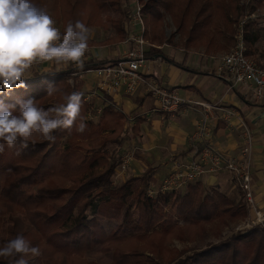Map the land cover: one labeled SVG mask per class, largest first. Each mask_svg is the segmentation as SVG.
<instances>
[{"label":"trees","instance_id":"16d2710c","mask_svg":"<svg viewBox=\"0 0 264 264\" xmlns=\"http://www.w3.org/2000/svg\"><path fill=\"white\" fill-rule=\"evenodd\" d=\"M32 2L47 10L61 33L69 22L77 20L88 28L113 30L112 37L89 44L114 45L127 35L129 0ZM140 2L144 25L149 29L144 37L155 40L157 46L166 40L165 14L170 16L175 32L182 34L185 46L210 48L215 35L233 34L244 15L264 10V0ZM115 11L120 14L118 18L108 15ZM103 13L107 15L102 17ZM254 21L244 26L249 59L255 56L259 39ZM149 32L155 36L151 38ZM172 39V35L167 38ZM144 55L146 59L159 56L185 69L158 48L148 47ZM256 60L264 69V62ZM110 62L113 60L86 59L83 68L74 64L67 69L50 66L26 77V88L0 95L5 103L16 105L18 114L17 101L33 98L47 110L64 103L65 94L82 93L81 117L87 125L83 133L77 132L75 125L71 130H55L54 142L34 136L27 148L21 149L19 141L12 148L5 145L0 153V247L17 235L23 236L41 251L37 257L24 256L28 264H96L84 256L97 247L109 257L108 264H264V231L260 227L231 233L192 251L172 246L173 241L193 243L211 221L225 226L246 216L241 201L234 202L217 189L205 188L201 178L186 184L183 192H157L152 196L147 191L157 187L151 183L156 167L139 176L115 180L121 169L119 151L128 133L138 135L140 121L129 127L127 118L112 104H104L96 119L87 118L94 113L93 103L85 100L83 82L77 76ZM49 85L56 88L51 96L47 94ZM133 206L138 211L136 220ZM112 223L113 228L104 227ZM19 258L0 257V264H14Z\"/></svg>","mask_w":264,"mask_h":264},{"label":"crops","instance_id":"0c3cea01","mask_svg":"<svg viewBox=\"0 0 264 264\" xmlns=\"http://www.w3.org/2000/svg\"><path fill=\"white\" fill-rule=\"evenodd\" d=\"M123 41L114 45L89 44L90 56L86 59L117 60L128 49ZM149 47L160 49L164 56L182 64L185 69L153 55L147 59V70L142 68L141 72L153 77L163 88L175 89L180 99L217 103L220 109L231 111L232 115L228 120L223 119L224 113L221 111L213 113V117L208 121L210 137L207 143L229 156H234L241 145V122L253 132L252 194L255 205L264 212V105L251 102L248 98L249 91L246 89L235 88L233 91H227L229 83L226 76L218 72L217 59L229 49L226 52L209 54L208 47H204L206 50L203 47L187 46L173 48L166 42L160 46L149 42ZM79 79L83 82L85 100L93 103L92 116L96 114L97 109H102L104 104H112L127 118L129 127H132L137 119L140 121L138 135L131 141L126 140L119 151L120 155L128 146L126 151L131 153L127 171L122 173L120 169L116 172L120 181L126 177L139 176L148 168L156 167L151 183L157 185L172 170L174 160L186 161L194 151L200 148L202 150L205 142L189 141L199 118L195 109L181 107L173 112H160L156 102L143 93L141 88L131 95L126 94L123 89L106 92L99 89L98 79L93 72L82 74ZM96 118L97 116L93 119ZM128 143L132 146L126 145ZM205 175L200 180L205 188L217 189L234 202L241 201V193L230 184L228 177L224 178L226 173ZM247 217L252 218V214L248 213Z\"/></svg>","mask_w":264,"mask_h":264},{"label":"built area","instance_id":"2783aa9c","mask_svg":"<svg viewBox=\"0 0 264 264\" xmlns=\"http://www.w3.org/2000/svg\"><path fill=\"white\" fill-rule=\"evenodd\" d=\"M131 3L133 8L128 22L131 28L123 41L128 47L124 55L104 66L81 72L77 76L80 78L82 74L93 72L98 79L99 89L106 92L123 89L126 94H132L141 88L143 93L156 102L157 110L160 112H173L181 107L195 109L200 116V122L190 135L189 141L191 143L194 141L205 142L201 152L197 155V150L194 151L193 155L186 161L174 160L172 170L156 188L149 187L148 194L152 196L157 192H178L186 184L196 181L204 174L225 172L230 176L232 184L240 191L248 213L252 214V218L248 217L236 231L253 227H260L264 231V212L257 208L252 194L253 132L245 123L241 122V145L234 156H229L207 143L210 137L208 121L213 117V113L221 111L224 113L223 119L228 120L232 115L231 111L220 109L217 103L180 99L175 89L163 88L153 77L140 71L142 68L147 70L145 67L147 59L144 54L149 43L144 39L145 26L142 4L140 0H132ZM259 17L264 18V10L244 15L239 20L233 35V45L228 52L219 56L217 69L219 73L226 76L229 83L227 91H233L235 88L246 89L249 91L248 98L251 102L256 105H264V69L247 57V47L244 40V26L248 21L256 20ZM88 52L89 50L85 55ZM95 112L94 116L87 114V118L93 119L99 116L101 109H97ZM130 160L131 154L120 157V168L124 169Z\"/></svg>","mask_w":264,"mask_h":264},{"label":"clouds","instance_id":"9594fccd","mask_svg":"<svg viewBox=\"0 0 264 264\" xmlns=\"http://www.w3.org/2000/svg\"><path fill=\"white\" fill-rule=\"evenodd\" d=\"M90 29L81 21L69 22L63 33L44 8L32 0H0V95L14 89L26 88L25 78L38 64L52 63L67 69L70 64L83 68L84 56L89 50ZM55 86L49 85L47 94L53 95ZM64 103L45 110L36 100L17 101L7 104L0 99V153L5 145L27 148L34 136L55 141L57 129L83 133L87 125L81 117L82 93L65 94ZM79 119V123H77ZM19 154V151L17 152ZM14 264H28L24 256L41 255L39 247L30 246L21 235L0 247V257H16Z\"/></svg>","mask_w":264,"mask_h":264},{"label":"rangeland","instance_id":"374dc122","mask_svg":"<svg viewBox=\"0 0 264 264\" xmlns=\"http://www.w3.org/2000/svg\"><path fill=\"white\" fill-rule=\"evenodd\" d=\"M131 1L132 0H129V3H128V6H129V11L127 13L128 14L127 15L128 19H130V14H131L132 8H133V5H132ZM240 1H243V0H240ZM261 11L262 10H260V12ZM104 15H107V14L103 13L102 17ZM108 15H110L113 18H118L120 16L119 12H116V11L108 13ZM143 20H144V16H143ZM163 21H164V24H163L164 37L168 38L171 35L173 36V39L170 41V43L168 42L167 39L164 42H166V44H170V46H172L173 48L175 46L185 47L184 40H183L184 38H183L182 34H179V33L175 32V26L173 25V22H172V20H171V18H170V16L168 14L164 15ZM253 24H254V29L258 30L259 39L257 40V43L255 44V47H256V50H254V52H255L254 58L255 59L252 58L251 60H253L255 63L257 61L256 59H259L260 61L264 62V18H261V17L257 18L254 21ZM236 26H237V24L234 26V31H233V34H231V35L228 34L227 32H224L222 35H215L214 44L212 45L211 48L208 49V53L209 54L210 53L211 54H215L216 52L217 53L218 52H226L228 49H230L232 47V45H233V35H234V32H235ZM55 27H57L59 29V26L55 25ZM130 28H131L130 25L127 24V29L130 30ZM89 29H90L89 41H102V40H104L106 38H109V37H112L114 35V32H113V30L111 28L108 29V30H102L100 28H89ZM148 30L149 29L145 27V32H148ZM149 34H150L151 38L155 36L154 32H149ZM144 39H145V37H144ZM145 41H147L148 43L152 42L153 44H157V42L155 40H153V39L152 40L145 39ZM162 49H163V46H162ZM203 49L206 50L204 47H203ZM88 56H90L89 52L87 53V55L84 56V58L88 57ZM50 66L60 67V66H57V65L52 64V63H42V64L36 65L31 70V73L34 72V71H37V70H41V69L50 67ZM70 83H71V81H70ZM129 95H131V94H129ZM190 113H191V111H190ZM190 116H191V114H190ZM199 122H200V116H199L198 121L196 123L195 129H196L197 124ZM134 137L135 136H133L131 133H128L126 138H125V141L126 140L131 141ZM125 141H124V143H125ZM196 143H198V142H196ZM126 145L132 146V144H130V143H128ZM127 148H129V147L126 146L124 148L125 150L122 152V154H120V157H122L123 155H130L131 154L130 152L126 151ZM111 149H112L111 146L107 147V150L110 151ZM200 152H201V148L199 150H197L196 154L198 155ZM128 167L129 166L127 165L124 169H122V171H123L122 173H125L127 171ZM118 170H120V169H118ZM219 173L225 174V172H219ZM206 175H211V173H207ZM225 176L228 177V180H229L230 184H232V182L230 180V176L227 174V175H224V178H225ZM114 178H115L116 181L120 182L118 173L115 174ZM183 190L184 189H182L181 192H183ZM241 203L244 205V207L246 209V216H244V217H242V218H240V219H238L236 221H233L234 224H233V222H229V223H232V224L229 225V223H228L227 225L223 226V225L219 224L216 221H211L210 223H207V224L204 225L205 232L203 233L202 236L198 237L197 240L194 241L193 243H181V242H178V241H173L172 246L177 248L178 250H184L186 252L187 251H192V250H195V249L204 248L205 246H207L210 243H216L217 241L227 237L231 233L237 232L236 230L239 229V227L242 226L243 223L248 218L247 217L248 211H247V208H246L244 202L242 201V198H241ZM131 211H132L133 219L136 220L137 216H138V211H137L136 206H133ZM114 225L115 224L112 223L109 226L104 225V227L109 229V228H113ZM248 230L249 229H244V230H240V231L241 232H246ZM84 258L86 259V261H91V262L96 263V264H108L109 263V257L107 255L103 254L99 247L95 248L93 251H91L90 253L86 254L84 256Z\"/></svg>","mask_w":264,"mask_h":264}]
</instances>
